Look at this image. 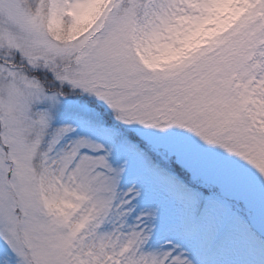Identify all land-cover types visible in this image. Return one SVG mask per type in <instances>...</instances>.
<instances>
[{
    "label": "snow or ice",
    "instance_id": "snow-or-ice-1",
    "mask_svg": "<svg viewBox=\"0 0 264 264\" xmlns=\"http://www.w3.org/2000/svg\"><path fill=\"white\" fill-rule=\"evenodd\" d=\"M0 264H264V0H0Z\"/></svg>",
    "mask_w": 264,
    "mask_h": 264
}]
</instances>
